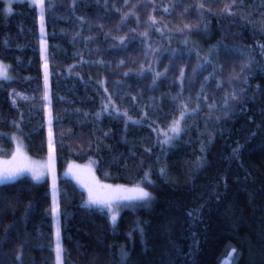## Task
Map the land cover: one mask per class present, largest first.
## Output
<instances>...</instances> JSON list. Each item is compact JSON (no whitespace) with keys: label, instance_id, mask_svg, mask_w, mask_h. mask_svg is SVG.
Listing matches in <instances>:
<instances>
[{"label":"trees","instance_id":"obj_1","mask_svg":"<svg viewBox=\"0 0 264 264\" xmlns=\"http://www.w3.org/2000/svg\"><path fill=\"white\" fill-rule=\"evenodd\" d=\"M5 6L0 158L14 133L42 157L38 13ZM42 18L62 264H264V0H45ZM68 163L149 199L91 204ZM51 202L47 180L0 183V264H54Z\"/></svg>","mask_w":264,"mask_h":264},{"label":"rangeland","instance_id":"obj_2","mask_svg":"<svg viewBox=\"0 0 264 264\" xmlns=\"http://www.w3.org/2000/svg\"><path fill=\"white\" fill-rule=\"evenodd\" d=\"M6 4L5 9L7 12L11 3L15 0H3ZM30 3L36 6L37 13H38V24H39V41H40V54H41V68H42V95L44 98V106H45V116H46V153L42 157H35L30 155L26 147L24 145L23 140L21 137L14 133L12 135L13 139V148L14 154L9 158H0V169L4 167H20L26 166V170L19 174L17 177L20 176H28L35 181L47 180L50 186V195H51V209L53 211V228H54V264H62V248L60 246V253L58 257L57 253V229H59V225L56 219V200H57V171H56V159H55V146H54V139L52 137L51 131V109H50V95H49V88H48V60H47V53H46V42L43 33V15H41V9L39 6L33 3V0H28ZM43 0V5H44ZM146 15V11H143V16ZM138 17V16H137ZM183 19V21H181ZM189 19L187 16H182L180 21L183 23H187L186 21ZM179 21V22H180ZM0 64L7 66V75L12 78V73L9 68V64L4 60L0 59ZM241 65V62L239 63ZM243 66V65H242ZM232 70L228 72V75L232 74ZM231 77V76H229ZM228 78V76H227ZM2 78H0L1 80ZM7 80V79H6ZM173 126H170L169 129L166 131H160L163 134L164 140H167L169 137L173 136V132L171 131ZM20 148V153H17V148ZM15 157V159H14ZM37 172L40 174V179L36 180L33 178V172ZM62 174L66 177L73 179L77 182L80 186H82L88 193L91 190L92 195L97 199L101 200H114L116 197H123V196H134L137 195L136 192L130 191L132 189H136L131 186L127 185H117V184H110L104 183L100 181L93 173V170L89 166L79 165L76 163H68ZM16 177V178H17ZM112 221V220H111ZM229 259L226 258L223 260L222 264Z\"/></svg>","mask_w":264,"mask_h":264},{"label":"snow or ice","instance_id":"obj_3","mask_svg":"<svg viewBox=\"0 0 264 264\" xmlns=\"http://www.w3.org/2000/svg\"><path fill=\"white\" fill-rule=\"evenodd\" d=\"M33 3L36 4L37 6L40 7L41 9V15H43V0H33ZM9 13H11V7H9L8 9ZM0 78L2 79H9L10 77H8L7 75V66L0 64ZM180 127H179V121H175L174 125L171 129V131L175 134H179L180 132ZM171 137L168 138V140H170ZM168 140H165V143H168ZM17 153H20V148H17ZM15 159V157H14ZM26 170V166H20V167H4L3 169H0V183H3L7 180H13L15 179L19 174H21L23 171ZM33 178L36 180L40 179V174L37 172H33ZM130 191H134L137 193L136 196H123V197H116L115 199H122V200H147L149 199L150 194L146 191H144V189L137 187L136 189H132ZM89 203L91 204H104L108 207L109 211H112V203L110 200H101V199H97L96 197H94L92 195L91 190L89 191ZM111 220L113 222V224H115L116 220H117V216L115 213H113ZM57 237H58V241H59V229H57ZM61 249L59 246V242L57 243V253H58V257H59V253H60ZM127 254L124 253L122 254V259L124 256H126Z\"/></svg>","mask_w":264,"mask_h":264},{"label":"bare ground","instance_id":"obj_4","mask_svg":"<svg viewBox=\"0 0 264 264\" xmlns=\"http://www.w3.org/2000/svg\"><path fill=\"white\" fill-rule=\"evenodd\" d=\"M223 264H228V260H226Z\"/></svg>","mask_w":264,"mask_h":264}]
</instances>
